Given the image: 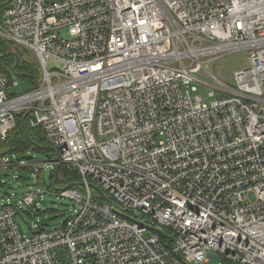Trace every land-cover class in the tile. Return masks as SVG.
Returning <instances> with one entry per match:
<instances>
[{
	"label": "built area",
	"instance_id": "2783aa9c",
	"mask_svg": "<svg viewBox=\"0 0 264 264\" xmlns=\"http://www.w3.org/2000/svg\"><path fill=\"white\" fill-rule=\"evenodd\" d=\"M0 38L43 67L18 95L0 69V141L29 110L83 182L60 190L76 212L30 235L14 218L34 192L0 202V264H264V0H10ZM239 49L229 84L212 66Z\"/></svg>",
	"mask_w": 264,
	"mask_h": 264
},
{
	"label": "rangeland",
	"instance_id": "374dc122",
	"mask_svg": "<svg viewBox=\"0 0 264 264\" xmlns=\"http://www.w3.org/2000/svg\"><path fill=\"white\" fill-rule=\"evenodd\" d=\"M61 34L64 37L68 36L66 31H62ZM14 45L17 51L16 53L19 56L18 63L20 62V66L25 65L24 68L17 65L16 72L33 75L36 77L37 83L41 84L43 67L36 53L22 45ZM46 63L48 68L57 65V62L53 59H47ZM247 66L248 50L239 49L221 54L215 60L212 70L219 79L233 84L234 72ZM6 74L10 81V86L7 90L10 95L22 94L34 88L35 80L32 77L17 76L13 74L11 69ZM15 82L17 83L14 84ZM210 89L211 87L209 85L198 83L195 93L200 97L202 102H208L210 99L208 91ZM39 130V128H33L35 133H40ZM46 154L43 151L29 150L22 154L15 153L10 155L7 153L4 154L3 148L0 147V163L5 157L10 158L12 164L22 156L31 157L32 160V164L27 168L12 165L4 169L0 166V202H4L11 194L20 196L27 191L34 192L35 194V206H27L21 203L20 207L16 208L14 218L21 231L27 235L37 231L39 228L50 229L60 226L66 217L76 212L78 204L75 200L61 195L60 190H53L49 186L50 180L48 172L53 167V164L46 163ZM51 158L53 159L54 156L52 155ZM36 168H40L41 172H38ZM91 191L95 195L96 191L93 188H91ZM248 199L250 201L255 200V194L250 192ZM112 200L117 205L114 198ZM219 259L220 257L215 260L211 259L205 264H216Z\"/></svg>",
	"mask_w": 264,
	"mask_h": 264
},
{
	"label": "trees",
	"instance_id": "16d2710c",
	"mask_svg": "<svg viewBox=\"0 0 264 264\" xmlns=\"http://www.w3.org/2000/svg\"><path fill=\"white\" fill-rule=\"evenodd\" d=\"M3 1L4 0H0V4ZM3 8L4 7H2L0 9V14H1ZM14 46L15 45L13 43L7 42V41L0 38V69L5 74L7 71L10 72V69L14 63V56L8 53L10 51L17 52L15 50ZM18 66H20V62L18 63ZM20 67L24 68L25 65L23 64ZM6 76H7V74H6ZM23 114H24L23 111L16 113V115H15V127L9 132V134L5 140L0 141V147L3 148L4 154L5 153L10 154V155H13L15 153L22 154L24 152H28L29 150H38V151L50 153L52 156L53 153L51 150H48V149L42 150V149H39V148H36L33 146L32 142H31L32 140L39 143V144H42V145H48V144L45 140L44 133L40 128H39L40 133H35L33 131V128H31L28 125L27 117L25 119L27 134H25L24 129H23L21 122H20ZM21 158L31 159V157H28V156H22L19 159H21ZM21 168H27V167H21ZM38 172H41V170H39ZM49 180H50L49 186L51 187V189L53 188V190H56L54 188V186L52 185V178ZM80 181H81V178L77 172L69 171V170L65 169L64 165L59 166L57 182L55 184L56 186L64 187L68 184H71V187H70L71 189H77V190L82 191L83 186H81L79 184ZM93 198L97 202H99L103 205H107L106 201L97 192L95 193V195H93Z\"/></svg>",
	"mask_w": 264,
	"mask_h": 264
},
{
	"label": "water",
	"instance_id": "95a60500",
	"mask_svg": "<svg viewBox=\"0 0 264 264\" xmlns=\"http://www.w3.org/2000/svg\"><path fill=\"white\" fill-rule=\"evenodd\" d=\"M10 0H4L1 4H0V9L2 7H4ZM9 54L13 55L14 56V63L11 67V71L13 72V74L17 75V76H28V77H32L34 80H35V87H37V81H36V77L33 76V75H30V74H27V73H24V72H16V66L18 65V61H19V57H18V54L14 51H10L8 52ZM29 114V110L24 112L22 118H21V125L24 129V132L25 134H27V129H26V124H25V119L27 117V115ZM33 146L36 147V148H39V149H42V150H51L52 153H53V156L54 158L52 159L51 157V154L50 153H47L46 154V163H49V164H53V167H51L49 169V172H48V177L49 179L52 178V185L54 186V188L56 190H61L63 188H69L71 187V184H68L64 187H57L55 184L57 182V177H58V171H59V158H58V154L56 152V150L50 146V145H42V144H39L35 141H31ZM80 184H83V182H81ZM90 187H92L107 203V205L111 208L113 207V201L111 199L110 196H108L107 194H105L96 184H93L91 183L90 184ZM157 233L159 234H164V232L160 229H157V228H153Z\"/></svg>",
	"mask_w": 264,
	"mask_h": 264
}]
</instances>
